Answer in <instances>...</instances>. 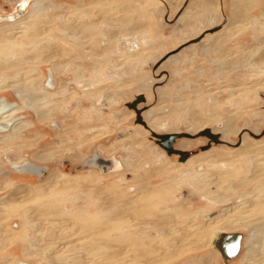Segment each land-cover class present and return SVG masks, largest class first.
Wrapping results in <instances>:
<instances>
[{
    "label": "rangeland",
    "instance_id": "374dc122",
    "mask_svg": "<svg viewBox=\"0 0 264 264\" xmlns=\"http://www.w3.org/2000/svg\"><path fill=\"white\" fill-rule=\"evenodd\" d=\"M22 1L0 0V15H10ZM30 1L24 23L0 26V96L23 106L16 116L26 123L11 135L0 133V199L12 201L0 220V264H49L47 257L54 264H228L220 250L221 256L214 255L212 238L202 242L195 236V227L209 220L202 221L206 214L224 208L223 213L239 195L249 198L264 184L258 165L262 155H242L233 170L227 169L231 175L217 177L224 165L180 164L178 154L160 150L167 152L151 130L194 135L210 128L223 137L230 129L224 139L234 145L213 142L217 152L232 151L244 138L264 142V68L251 64L252 51L264 43V24L256 21L264 19V0L247 10L254 23L239 21L236 29L245 32L220 44L223 54L209 49L207 36L228 24L230 0H221L217 22L214 16L208 19L203 7L196 16L182 18L191 0H42L36 13L31 9L35 0ZM61 18L67 30L60 27ZM50 78L54 88L48 86ZM42 84L54 96L39 92L44 100L30 99L35 86L45 90ZM140 96L137 105L147 126L137 122L129 106ZM189 140L178 138L175 147L193 156L201 154L209 138ZM97 153L117 157L122 173L86 165ZM15 161H32L44 172L22 173L11 166ZM200 170L215 172V177L203 182L196 176ZM183 171L196 175L183 176ZM52 174L59 177L50 184ZM212 193L226 200L217 202ZM119 203L127 209L117 211ZM104 205L110 209L104 211ZM248 208L243 222L264 215V206ZM168 219L173 222L169 229L150 226ZM162 230L186 236L169 248L162 237L156 239ZM237 231L245 238L250 233L246 226ZM151 243L162 254L146 253L144 244ZM100 244L121 251L111 257H105L107 248L95 255L88 251ZM34 250L38 253H30Z\"/></svg>",
    "mask_w": 264,
    "mask_h": 264
},
{
    "label": "bare ground",
    "instance_id": "6f19581e",
    "mask_svg": "<svg viewBox=\"0 0 264 264\" xmlns=\"http://www.w3.org/2000/svg\"><path fill=\"white\" fill-rule=\"evenodd\" d=\"M31 1L30 0H24V1H22L17 7H16V11L15 12H13L12 14H10V15H8L7 17H3V18H0V20H16V19H18L19 17H21V16H24V14L26 13V11L28 10V6H29V3H30ZM42 0H35V1H33L32 2V4H31V9L33 10V12L34 13H36V12H40L41 11V9H42ZM146 2V1H145ZM152 2H154V1H152ZM192 4H191V6H190V9L187 11V13H186V15H185V17H188V16H196L197 14H199V12L197 13L196 12V10H198V8H200L201 6H205V9H206V12H208V14H213V13H216L218 16H217V19H219L220 17H219V14H220V12H219V2H218V0H192ZM206 2V3H205ZM134 3V2H133ZM194 4H195V6H194ZM135 5V4H134ZM131 7H132V5H130ZM193 7H195V9L193 8ZM133 8V7H132ZM135 8V7H134ZM149 11V10H148ZM232 11H233V14L235 15V16H239V11H243V9L242 8H240V6H239V4L238 5H233V7H232ZM82 15V14H81ZM27 15H25L24 17H22V18H20L19 20H17V21H15V23H24V21L27 19V17H26ZM30 16V15H29ZM39 16H41V15H39ZM84 16V15H83ZM26 18V19H25ZM63 18V17H62ZM61 18V19H62ZM195 18V17H194ZM60 19V20H61ZM208 19H213V17H212V15H209L208 16ZM63 20V19H62ZM213 22L215 21V20H212ZM58 22V21H57ZM262 24L264 23V20H261L260 21ZM68 22L64 19L63 21H61L60 22V27L62 28V29H65V30H67V28H69V26L68 25H65V24H67ZM201 23V22H200ZM3 24H6V23H3ZM13 24H14V22H13ZM2 25V24H1ZM0 25V26H1ZM8 25V24H7ZM31 30V29H30ZM69 30V29H68ZM32 31H35V30H32ZM30 32V31H29ZM37 32V31H36ZM27 33V32H26ZM34 33V32H33ZM29 35V34H28ZM33 35V34H32ZM34 35H35V33H34ZM73 35H74V33H73ZM73 35H71V36H73ZM76 35V34H75ZM232 36H234V34L232 33V29H231V22L229 21L228 22V24L226 25V27L223 29V30H221V31H217L216 33H214V34H212V35H208L207 37L210 39V40H212V44H211V46L209 47V49L210 50H212V51H218L219 53H221V54H223V52H221V50H218L219 49V46H220V44H222V43H226V42H228L229 40H230V38H232ZM19 38V37H18ZM21 38V37H20ZM71 38H73V37H71ZM77 38V37H76ZM11 40V39H10ZM20 39H18V41H19ZM12 41V40H11ZM14 42H16V41H14ZM17 43V42H16ZM23 43V42H22ZM264 44V43H263ZM27 45V44H26ZM136 45V44H135ZM0 47H1V45H0ZM209 50V51H210ZM253 53H252V59H251V64L252 65H254V66H256V67H258V68H264V45H261L257 50H254V51H252ZM58 54V53H57ZM56 54V55H57ZM178 56H176V55H173L171 58H177ZM33 62V61H32ZM26 79V78H25ZM27 86H28V84H27ZM43 87H44V85H43ZM35 89H36V91L37 92H34V91H32V93L31 94H29L28 96H29V98L31 99V98H34V99H36L35 97H38V99L41 97V96H38V94H36V93H39V92H44L45 94L46 93H48V94H46L45 96H46V98H48V99H51L50 97L51 96H54V92H50L51 90H49V91H46V90H43L42 88H41V86L39 85V86H35L34 87ZM44 89H45V87H44ZM20 90H18V92H19ZM16 92V91H15ZM19 96L21 97V98H25V96H23L22 97V94H19ZM19 97V98H20ZM27 97V96H26ZM40 99H42V100H44L43 98H40ZM34 101V100H33ZM51 101H53V100H49V101H47L48 103L47 104H49V102H51ZM27 106V105H26ZM31 108H33V106L31 107ZM51 109V108H50ZM21 110V108L20 107H16V108H14L13 110H11V111H9V112H7V113H5V114H3L2 116H1V121H6V120H8V118H10L11 116H13L14 114H17L19 111ZM35 110V109H34ZM36 111H37V113L40 115V114H44V113H42L40 110H39V108L37 107V109H36ZM2 112L0 111V114H1ZM46 116H50V115H47L46 114ZM196 123L197 124H200V121L199 120H196ZM236 124V123H235ZM26 125V123H25V121L23 122V121H19V122H17L14 126H13V128L10 130V132H9V134L8 135H11V134H13L14 132H17V131H20L21 130V128L23 129V127ZM25 128V127H24ZM7 129L6 128H3V127H1L0 126V132H2V131H6ZM215 130V129H214ZM227 130V129H226ZM230 132H232L230 129H229V131H226V133L224 134V135H228ZM18 134V133H17ZM17 134H16V137H17ZM134 136V135H133ZM18 138V137H17ZM135 140V139H134ZM262 141V140H261ZM263 142V141H262ZM138 143V142H137ZM255 143V142H254ZM253 142H250V144H246L245 143V140H244V142H243V145L238 149V150H235V151H220V152H217V151H215L214 149H212L211 151L212 152H215L214 154L212 153V154H209L208 153V155L207 156H205V154H203V155H197V156H195V157H193L192 159H190L191 161H190V163H192V164H196V163H199V161H201L202 159H204V157H207L206 159H210L209 161H212L213 162V164H215V163H222L224 166H225V170H223L222 172H217V173H215V172H211V173H209V171L206 173V172H203V173H196L198 176H201L202 177V180H204V179H206V177H208V176H211V177H215L214 176V173H215V175H217V177H222V178H225V177H227V176H229V175H231L232 174V168L234 167V164L236 163V161L238 160L237 158L238 157H240V156H242V155H247L246 157H249L250 159H252L253 158V156H257V154L258 153H260V155H262V157H261V159H259V163H258V165H260V174L259 175H264V142L263 143H261V144H254ZM14 146V145H13ZM3 147V146H2ZM261 149H262V151H261ZM4 154V153H3ZM43 156V155H42ZM45 156V155H44ZM44 158V157H43ZM254 159V158H253ZM258 160V159H257ZM10 164L12 165V164H14L15 165V167H18V166H20L19 165V163H18V161H17V163H16V161H15V163L13 162H10ZM191 166H193V165H191ZM228 166V167H227ZM40 167V166H39ZM20 170H22V171H24V170H27L28 172H31V173H33V174H35V173H38V171L40 170L37 166H36V164L34 163H28L27 164V166L26 167H18ZM41 168V167H40ZM229 168H231L232 170H230V172L227 170V169H229ZM236 169L237 168H235L234 169V171L236 172ZM238 170V169H237ZM234 172V173H235ZM237 172H240L239 170L237 171ZM193 173H195V172H190V171H183L182 172V175L183 176H188V175H194ZM233 173V174H234ZM195 174V175H196ZM210 174V175H209ZM236 174V173H235ZM238 174V173H237ZM236 174V175H237ZM196 175V176H197ZM213 175V176H212ZM206 176V177H205ZM58 174H52L51 176H50V184H53L54 182H55V180L57 179L58 180ZM255 178V177H254ZM221 182V181H220ZM47 183H48V180H47ZM68 184H70V183H68ZM49 185V184H48ZM57 185V184H56ZM55 185V186H56ZM259 185V184H258ZM40 186H42V185H40ZM52 187H54V186H52ZM234 186H230L229 188H233ZM29 188V187H28ZM46 188V187H45ZM58 188V187H57ZM236 188V187H235ZM257 189V190H256ZM252 193H251V195H250V199L249 198H247V197H245V196H243V195H239L238 196V198H237V203L233 206V207H231V208H229V209H227L226 211H224L222 214H221V212H222V210H219L218 212H216V213H209V214H206L204 217H203V219H202V221H205V220H208V221H205V222H199L197 225H196V227H195V231H194V234H195V236L196 237H198V239L200 238L201 240H202V242H205L206 240H208V237H210L209 238V240H211V238H212V236H214V234H213V231L215 230V228L216 227H218V228H221L220 226H222L223 228H225V229H229V230H232V229H237V228H240V227H243V226H246L248 229H249V231H250V233H249V236H248V238L246 239L247 240V242L246 243H248L249 245H248V248H247V250L245 251V254H244V259L246 260V261H248L249 262V264H264V253H263V248H264V224H260V223H262V221L264 222V215L263 214H261V215H263V216H259L258 217V219H255V217H254V219L255 220H251L250 222H247V220H245V222H243V221H241L242 219L241 218H243V215H244V213H245V211L247 210V209H249L248 207H250V208H252V209H254L255 208V210L256 209H258V210H261L262 209V207L264 206V201L263 200H258V199H256L257 197L256 196H264V184L262 183H260V185L258 186V188H256ZM38 190H43L44 191V188L43 187H38ZM46 190V189H45ZM42 191H40V193H41ZM45 192V191H44ZM47 192V191H46ZM228 192V191H227ZM22 193V192H21ZM47 194H48V192H47ZM212 194H214V197L212 198V199H214L215 197L218 199H216V201L217 202H221V199L223 200V198H225V197H223V195H222V197L220 196V194H218V193H212ZM225 194V193H224ZM134 196H136V194H133ZM227 195H229L228 193L226 194V197H227ZM12 196H14V194L12 195ZM27 197H28V195H27ZM229 197V196H228ZM256 197V198H255ZM9 197H7V198H2V199H0V220L1 219H4V212H6L7 211V209L9 208V207H11V205H12V201H11V199H8ZM261 198V197H260ZM264 198V197H263ZM226 200V199H225ZM225 200H223V201H225ZM251 200H253V201H251ZM128 201H130V200H128ZM136 202V201H135ZM253 202V203H252ZM103 210L104 211H106V210H109L110 209V207L108 206V205H104L103 206ZM125 209H127V208H125V206L122 204V203H119V205H118V208H117V211H123V210H125ZM29 210V208L27 207V211ZM166 213L168 212V210H169V207H166ZM251 210V209H250ZM254 210V211H255ZM252 212V214H253V210L251 211ZM249 212H247V214H248ZM259 213V211H257V213H256V216L257 215H259L258 214ZM2 214V215H1ZM27 214V213H26ZM221 214V215H220ZM250 214V213H249ZM112 215H114V214H112ZM220 215V216H219ZM246 215V214H245ZM255 216V215H254ZM173 217V216H172ZM121 220V222H122V220L124 219V218H120ZM130 221H132L131 220V218H128ZM211 219V220H210ZM245 219H247V218H245ZM253 219V218H252ZM124 222H125V219L123 220ZM166 221H168V223H166L165 225H163L162 223L163 222H161V223H159V221H155V222H150L149 224H150V226L154 229L155 227H162V228H164V229H169V228H171V226H172V224H173V222L172 221H170V219H168V220H166ZM170 221V222H169ZM28 226H29V224H27ZM54 225H57V223H54ZM58 225H60V226H68L69 224L68 223H58ZM43 229V228H42ZM48 231V232H47ZM46 232L47 233H49V234H51V231L52 230H47ZM15 232H18L19 234H23V232H21L20 233V231H15ZM158 232V231H157ZM179 232V233H178ZM178 232H176V233H173V235L172 236H169L168 234H166V232H165V230L163 231H160V235H159V237H156V239L157 238H161L162 237V239H161V242L163 241L165 244H166V246L165 247H172L173 245H176L179 241H180V239H181V237H182V235H185L183 232H180V231H178ZM215 233V232H214ZM8 234V233H7ZM9 235V234H8ZM174 235L176 236V237H174ZM4 236V235H3ZM50 236H53V235H50ZM156 236H158V234L156 235ZM186 236V235H185ZM263 236V238H261ZM19 238V237H18ZM28 241L30 242V246H35L36 244H35V242H36V240L34 241V239H33V237H30L29 239H28ZM159 242V241H158ZM208 242V241H207ZM28 245V244H27ZM155 245L156 244H144V246H145V251H146V253H148V254H151V255H155V254H162V252L159 250V249H157L156 247H155ZM185 246H187V247H191L190 246V244L189 243H187V244H185ZM103 248H110V247H108L107 245H104V244H100V245H96L94 248H91V249H89L88 251H90V252H94V255H95V251L96 250H102ZM25 249L26 250H28V249H30V247H28V246H26L25 247ZM24 249V250H25ZM35 250H38V248H34ZM75 249H77V248H75ZM25 250V251H26ZM34 250V251H35ZM78 250V249H77ZM80 250H81V248H80ZM106 250V249H105ZM173 250V249H172ZM34 251H31L30 253H38V252H34ZM120 251L121 250H107V251H104V253H105V257L107 256V257H111L110 255L111 254H113V253H116V254H119L120 253ZM174 251L175 250H173V252H170V255H174ZM25 253H27V252H25ZM98 253V252H97ZM102 253V252H101ZM135 254H137V253H135ZM92 255V254H91ZM104 255V254H103ZM139 255V254H138ZM214 255L216 256V252H214ZM98 256V255H97ZM80 258L82 257V256H79ZM149 258V257H148ZM70 259V258H69ZM74 259H77V257H74ZM149 260H151V262L153 261L152 260V258H151V256H150V259ZM47 261H48V263L49 264H54V261H53V259L52 258H48L47 257ZM81 261V260H80ZM68 262V261H67ZM28 263H31V262H19L18 264H28ZM149 263V262H148Z\"/></svg>",
    "mask_w": 264,
    "mask_h": 264
},
{
    "label": "flooded vegetation",
    "instance_id": "af4514ba",
    "mask_svg": "<svg viewBox=\"0 0 264 264\" xmlns=\"http://www.w3.org/2000/svg\"><path fill=\"white\" fill-rule=\"evenodd\" d=\"M171 1H174V0H171ZM232 1V3H231V16H230V18H229V21L231 22V29H232V33L234 34V36H232V38L234 37V38H236L238 35H240L241 33H243V32H245V30H243V29H241V30H239L238 31V29H236V25H237V23L239 22V21H241V20H244V22H252V23H254V21H255V19H254V17L253 16H250L249 15V13L247 12V10L248 9H250V8H254V7H256L257 6V4L255 3V2H257L256 0H231ZM218 2H219V0H218ZM260 2V1H259ZM193 2H192V0L190 1V3H189V6H188V8H187V11L190 9V6H191V4H192ZM239 4V6H240V8H242L243 9V11H239V16H235L234 14H233V11H232V7H233V5H238ZM260 5H262V2H260L259 3V6ZM18 6V5H17ZM16 6V7H17ZM194 6H195V4H194ZM16 7L14 8V10L11 12V14L13 13V12H15L16 11ZM205 8V6H201L200 8ZM194 9H195V7H193ZM187 11H186V13H187ZM30 12V11H29ZM247 13V16H245V14ZM27 15V14H26ZM186 15V14H185ZM209 15H212V17L214 16V20L217 22L218 20H220L221 19V13L219 14V19H217V14L216 13H213V14H208V16ZM8 15H0V18H3V17H7ZM25 16V15H24ZM24 16H21V17H19L18 19H16V20H0V25L1 24H3V23H6V25L7 24H13V22H15V21H17V20H19L20 18H22V17H24ZM191 16V15H190ZM190 16H188V17H190ZM248 16H250V17H248ZM192 17V16H191ZM182 18H185V16L184 17H182ZM261 20H264V19H261ZM261 20H256L257 22H260ZM214 21V22H215ZM228 21V22H229ZM213 22V21H212ZM261 23V22H260ZM262 24V23H261ZM264 24V23H263ZM4 25V24H3ZM2 26V25H1ZM226 27V26H225ZM224 27V28H225ZM224 28H222L221 30H223ZM221 30H219V31H221ZM216 33V32H215ZM232 38H230V39H232ZM264 41V40H263ZM261 45H264V44H261ZM260 45V46H261ZM260 46H258L257 47V49L260 47ZM256 49V50H257ZM48 86H51L52 88H54L55 87V85H54V80H53V78H50V85H48ZM42 87H43V84H42ZM44 88V87H43ZM46 90V89H45ZM47 91H49V90H47ZM50 92H53V91H50ZM16 107H20L21 109L23 108V106L22 105H20L19 103H17V102H12V101H10L8 98H7V96H0V111L2 112L1 114H0V119H1V116L3 115V114H5V113H7V112H9V111H11V110H13L14 108H16ZM131 108V107H130ZM134 110H135V112L137 113V110L135 109V108H133ZM137 109H139V110H141L140 108H138V105H137ZM135 113V114H136ZM17 114H14L13 116H11L10 118H8V120H6V121H1L0 120V126L1 127H3V128H6L7 130L6 131H2V132H0V133H6V132H8V133H6L7 135L9 134V132H10V130L13 128V126L17 123V122H19V121H21V116H16ZM141 115H142V111H141ZM138 125V124H137ZM141 125V124H140ZM144 125V124H143ZM142 125V126H143ZM204 130V129H203ZM154 131L153 130H151V135L153 136V138L155 137L152 133H153ZM212 132H214L213 130H212ZM154 133H157V132H154ZM171 133V132H170ZM199 133V132H198ZM197 133V134H198ZM215 134H219V133H217V132H214ZM158 134H164V133H158ZM191 135H193V134H191ZM194 135H196V134H194ZM220 135V134H219ZM224 136H226V135H224ZM224 136L222 137L221 135H220V140L222 141V143H215V144H221V145H226V144H224V143H227V144H229V145H234L233 143H231L230 141H227V140H225L224 139ZM264 136V135H263ZM198 137H201V136H198ZM190 139L189 141H191V140H193V139H196L197 137H195V138H191V137H182L181 139L184 141L185 139ZM244 138V137H243ZM263 138V137H262ZM210 140V139H209ZM209 140H208V142H207V144L209 143ZM244 140H245V143L246 144H250V142L251 141H248V139H246V138H244L243 140L241 139V142H240V144L239 145H243V142H244ZM262 139L260 138V139H257L256 141L257 142H262L261 141ZM177 141V140H176ZM156 142H157V139H156ZM263 143V142H262ZM206 144V145H207ZM259 144H261V143H259ZM238 145V146H239ZM214 146H218V145H213V143H212V145H211V147L209 148V149H207V150H203L202 152H201V155H203V154H205V156H207L208 155V153H210L211 154V152L213 151L212 149H214ZM236 147V148H232L233 150L232 151H235V150H238L241 146H239V147ZM213 147V148H212ZM174 148L175 149H177L176 147H175V144H174ZM181 148L182 149H180V150H184V151H187V150H185L186 148H184V147H182L181 146ZM212 151H211V150ZM162 152H164V154H168V155H173V154H170V153H168V152H165L164 150H162V149H160ZM261 151H262V149H261ZM188 153H189V156H188V158L186 159V160H182V162L180 163V164H185V163H190V159H192L193 157H195V156H197V155H193V156H190V152L189 151H187ZM204 152V153H203ZM179 155V154H178ZM200 155V154H199ZM259 155V153L257 154V156ZM180 156V155H179ZM244 156V155H243ZM180 158H181V156H180ZM205 162V163H207L208 165H214L213 163L212 164H210L207 160L205 161V157H204V159H202V161H199V163L201 164L202 162ZM13 163V162H12ZM28 163H33L34 164V162H32V161H28V162H26V163H24V164H20L19 163V165L20 166H18V167H26L27 166V164ZM202 164H204V163H202ZM215 164H217V163H215ZM86 165H88V166H93V167H96V168H99L100 170H102V172H105V173H122V165H123V163L117 158V157H115L114 155H112L111 157H109V158H104L103 156H101L99 153H97V154H95V156H92V157H90L87 161H86ZM146 165V164H145ZM221 165H223L222 163H221ZM14 169H16L17 171H20V172H22V173H29V174H31V175H33V173H31V172H28L27 170H24V171H22V170H20L18 167H15V165L14 164H12L11 165ZM40 170L38 171V173H35V174H39V175H42L43 174V172H44V170H42V168H40L39 166H37ZM224 169V168H223ZM196 172H198V173H203V172H206L205 170H200V171H196ZM195 172V173H196ZM182 174V173H181ZM195 175V174H194ZM188 176H193V175H188ZM198 176V175H197ZM206 177V176H205ZM198 179L199 180H202V177L201 176H198ZM203 182L205 181V179L204 180H202ZM236 203H237V201H236ZM235 203V204H236ZM234 204V205H235ZM234 205H231V206H228V207H226V208H231V207H233ZM224 209V208H223ZM226 211V210H225ZM224 212V211H223ZM221 214H222V212H221ZM221 228H217L214 232V236L212 237V240H211V245H212V247L214 248V252H216V257H218V255H220L221 256V253H220V251H219V249H218V246L216 245V242L219 240V238H221L222 236H224V235H230L229 237V240H231L232 242H234V240L236 239V235L237 234H241L242 235V233H240V232H238L237 231V229H232V230H229V229H225V228H223L222 226H220ZM248 238V236L245 238H243V235H242V238H241V249H242V247L244 248V247H246V250H247V248H248V243H246L247 242V239ZM241 249H240V253H241ZM245 250V251H246ZM263 250H264V248H263ZM262 250V251H263ZM244 250H243V252H242V254L240 255V257H239V260H240V262H242V261H246L243 257H244ZM226 262H228V261H226Z\"/></svg>",
    "mask_w": 264,
    "mask_h": 264
},
{
    "label": "water",
    "instance_id": "95a60500",
    "mask_svg": "<svg viewBox=\"0 0 264 264\" xmlns=\"http://www.w3.org/2000/svg\"><path fill=\"white\" fill-rule=\"evenodd\" d=\"M141 98H142V96L138 97V99L135 100L134 102L130 103L129 106L131 108H135L137 110V122L142 123V124L147 126L146 122L142 119L141 110L137 109V103L142 100ZM249 132L252 135H255L253 132H251V131H249ZM152 134L157 138V143L162 148H164L170 154H179L181 156V160H183V161L188 158L189 153L187 151L174 148V144L176 143V140L178 138H182V137L195 138L198 136H206L210 140H209V143L207 145L201 147L202 150L209 149L213 142L214 143H222V141L220 140V135L212 132V130L210 128H205L204 130L200 131L196 135H191L187 132H182V133L181 132L180 133L172 132V133H164V134H158V133L153 132ZM262 134L264 135V131ZM229 236L230 235H224L221 238H219V240L216 242V245L218 246L219 250L222 252V256L226 260L237 257L240 254V249H241L242 235L237 234L234 242L229 240V238H230Z\"/></svg>",
    "mask_w": 264,
    "mask_h": 264
},
{
    "label": "crops",
    "instance_id": "0c3cea01",
    "mask_svg": "<svg viewBox=\"0 0 264 264\" xmlns=\"http://www.w3.org/2000/svg\"><path fill=\"white\" fill-rule=\"evenodd\" d=\"M231 3H232V1L230 0V16H231ZM219 12L221 13V18H222V10H223V4H222V1L221 0H219ZM182 12H183V10H182ZM230 18V17H229ZM244 238V237H243ZM242 250V249H241ZM241 254V253H240ZM240 254L237 256V257H234V258H231V259H228V260H230L231 262H226V263H228V264H240L241 262H240V260H239V257H240ZM227 260V261H228Z\"/></svg>",
    "mask_w": 264,
    "mask_h": 264
},
{
    "label": "built area",
    "instance_id": "2783aa9c",
    "mask_svg": "<svg viewBox=\"0 0 264 264\" xmlns=\"http://www.w3.org/2000/svg\"><path fill=\"white\" fill-rule=\"evenodd\" d=\"M28 264H37V263H28Z\"/></svg>",
    "mask_w": 264,
    "mask_h": 264
}]
</instances>
